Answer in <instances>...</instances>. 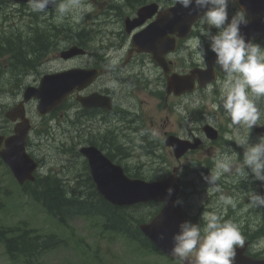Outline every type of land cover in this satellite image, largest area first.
I'll return each instance as SVG.
<instances>
[{
  "label": "clouds",
  "instance_id": "clouds-1",
  "mask_svg": "<svg viewBox=\"0 0 264 264\" xmlns=\"http://www.w3.org/2000/svg\"><path fill=\"white\" fill-rule=\"evenodd\" d=\"M33 12L44 13L49 5L55 6L57 19H61L73 9L82 8V0H27ZM182 8L200 13L198 18L202 26H207L200 35L191 41V48L196 51L203 63L207 51L214 53V64L224 73L219 84L218 103L215 109L222 108L230 123L229 128L236 129L234 143L243 149L242 161L237 156L229 155L233 151L231 145L226 146L225 153H218L214 169L201 177L213 190L218 191L217 181L226 173H235L242 180L260 181L264 183V137L250 142L253 128L264 126V46L252 38H246L242 27L251 21L247 10L239 4V0H175ZM230 15L229 7L237 6ZM216 29L213 33L212 29ZM201 37L204 39L202 40ZM207 41V49L204 41ZM211 94L210 85L207 89ZM187 103V101H185ZM197 100L193 107H197ZM181 115H187L182 106L176 109ZM214 126V121L209 119ZM242 130H246L241 134ZM232 140L233 137H228ZM171 196L173 189H166ZM225 206L236 207L231 197H221ZM179 198L173 206H180ZM248 208H264V195L250 191ZM202 223L185 220L178 225V231L172 234L170 255L179 264H235L237 248L245 243L240 226L216 212H208L200 217ZM160 239H164L161 233Z\"/></svg>",
  "mask_w": 264,
  "mask_h": 264
},
{
  "label": "rangeland",
  "instance_id": "rangeland-1",
  "mask_svg": "<svg viewBox=\"0 0 264 264\" xmlns=\"http://www.w3.org/2000/svg\"><path fill=\"white\" fill-rule=\"evenodd\" d=\"M86 1V0H82ZM91 2H99L103 3L104 1L107 0H89ZM135 1V0H133ZM131 1V2H133ZM12 3L10 0L8 1H3L0 4V26L1 27H9L8 24L16 25L17 21V15L18 13L15 11H12L10 8H12ZM129 2L125 0H115V6L112 9L111 14L116 11V8L119 6L121 9H125L131 5H125L128 4ZM11 5V6H10ZM232 7H229V14L231 15L232 12L230 10ZM2 12V14H1ZM87 12H84L83 7L81 9H73L70 12L66 13L61 19H57L58 17V12H55L54 15H51L52 18L51 20L53 21L52 26H54V22L56 24H59L60 29L67 30V29H72L71 31V36L75 38H79L83 41H88L90 39V32H86L85 30H89V27L92 26V19L90 18V14H86ZM3 17L6 19H2ZM40 16L38 17V19ZM37 25V23H35ZM42 24H44L42 22ZM83 24H86L87 28L84 30ZM115 22H109V27H113ZM34 24H31L33 26ZM39 26V25H38ZM78 30H82L84 34H82L80 37L76 35ZM91 30L94 32L97 29L96 28H91ZM19 33V32H17ZM68 36V33H65V35L61 32L60 35L58 36V42L57 45H54L55 49L51 50L46 56L44 54V47L35 50L36 55L38 56H43L42 60L40 63L37 65L36 68L30 69V68H23L19 67L16 69L15 67L19 64V62H15L10 64L8 67H6V76H3L2 78L0 77V83L2 80L5 78V82L2 83L3 86V91L0 92V126L4 129H7L10 127L9 124L3 121V118H1V113H2V108L9 106L10 103H13L14 101L17 100V90H15V86L17 85H26L29 83H33V81H36L42 73L46 70H51V69H60L64 68L67 66L71 65H76V63L82 62V61H76V60H69L67 62L61 61L56 57V54L61 49L66 48L67 46L70 45L71 41L68 40L66 37ZM9 44L16 45V43L12 42ZM91 45V44H90ZM17 48H22L26 50H32L33 46L30 43L18 45ZM2 60V59H1ZM0 60V62H1ZM27 66V65H26ZM28 67V66H27ZM12 70V72H11ZM16 78V79H13ZM205 96L208 98H215L217 97V88H213V91L211 94L206 93V94H201V96L198 97H186L182 100H178L180 104H189L191 103V110L192 116H197L200 115L201 112H205L204 115V120L209 121L211 119L214 121V126L217 125V127H221L222 131L224 132L222 137L220 138V141L215 144L213 149H206L196 155H194L191 160L193 159H199L205 161L206 158H210L208 161V165H198L196 168L197 169H203V173L207 175L209 172H211L214 169L215 166V161L217 158V154L219 151H224V149L228 146L230 143H232V140L228 139V137H233V139L236 136V129L234 128H229L228 126L224 125L225 122V116H224V111L222 108L220 109H215L213 107L214 104H210L207 106L208 102L205 100ZM192 100V101H191ZM199 101V104L197 107H193V104L196 101ZM187 101V103H185ZM264 102V101H263ZM261 102V109L264 111V103ZM31 111L32 115L34 117V121H39L38 117L35 115L33 109H34V104H31ZM185 111V110H184ZM207 112H209L207 114ZM52 118L47 119L44 121V125L47 126L50 129V132L53 134L55 139H45L44 137V143H51L50 145H46L45 149L48 154H53L56 155V152L58 151L57 149V144H59L60 141L65 140L66 138L64 136H57V128L58 124L54 122V120L50 121ZM262 121H264V117H262ZM203 121L199 120L195 124H193L191 127H200L202 125ZM212 124V123H211ZM216 124V125H215ZM229 128L230 132H226V130ZM102 130L106 136L105 132V126H102ZM188 129L184 126V133H186ZM246 132V130H242L241 134ZM118 135V142H121L125 147L127 148H132L136 145L138 139H124L120 136V133H117ZM124 135V134H123ZM258 137H264L262 134L255 133L254 130L252 129L250 133V142H256ZM99 139V138H98ZM100 144H102L104 147L109 148L110 144L112 143L111 139H99ZM234 147H232L233 149ZM141 152V150L138 148L136 150V153ZM242 148H238L235 151H232L229 153V155L232 156H237L238 154V160L242 161ZM160 154L164 156L166 159L170 160L169 155L165 150L160 151ZM55 157V156H54ZM60 159L57 161L58 164H61V162L64 161V164L69 162L68 159L63 155L60 154L58 156ZM150 158L146 156H140L139 158L131 159L130 163H141V162H150ZM62 165V166H63ZM53 165H50L52 167ZM84 169L82 168L80 162L78 164V173H76L80 179V181L85 180V172L83 171ZM66 174L69 176H73V170L72 171H67L65 170ZM227 176V173L222 175L221 178L216 182L217 185L220 187V192L217 193L215 190H213V186H210L206 181L202 179V177H199L198 175H194V170L191 171V173L188 176V180L192 181L193 187L192 189L196 190V193L192 195L190 198L191 200L189 201L191 206H194V208L197 210L198 207L201 206H208L212 207L213 209L219 210L221 212L220 215L226 219L228 214L231 215V221L237 223L240 226V229L242 231L246 230H251L252 227L255 224H262L264 223V212H261L259 208H248V196L245 194H250V191H255L254 190V185L251 184L248 180H242L240 179L234 172L233 173H228L229 176H231V179H223L224 176ZM12 183L11 177L7 170L5 169L4 166L0 164V186L3 187L5 184H10ZM232 184V185H231ZM231 185V187L229 186ZM5 187V186H4ZM3 187V188H4ZM236 187V188H232ZM262 189L264 190V185L262 186ZM238 190L240 192V195L235 197L233 195V192ZM262 195H264L263 191H261ZM221 197H231L236 204L241 203L243 207L241 209H232L230 206H225L222 203ZM5 207L2 209V214H0V226L3 224H6V226H9V224H13L15 220V216L11 213V208L7 207L5 210ZM18 201L16 204V207L14 209L15 214L18 213ZM232 209V211H231ZM229 212H227V211ZM6 213H10L9 220L8 218L3 215ZM232 213V214H231ZM261 213V214H260ZM239 216V219L238 217ZM71 226L73 227V232L70 234L73 235L74 237L70 238L68 237V241L66 240V248L61 249L57 252L54 253H49L46 252L42 255V258L40 260L41 264H172L168 263L169 261L163 257L162 255H158V257L155 256H147V257H135L133 256V246L132 248H129L126 246L122 239L118 236L111 238L110 236H105V238H101L97 240V237L93 234L92 230L88 226L87 221L83 219H77L75 218L74 220L71 221ZM44 229H55L52 227L51 223H45L44 222ZM82 238L84 240V244H88L89 249L86 252H81L77 249V246L73 242V238ZM263 245H264V236L261 237V240L255 245L254 252L255 251H260L263 250ZM98 256L100 260L92 261V256ZM0 264H11L6 257L4 253L3 247L0 245ZM17 264H23V263H17Z\"/></svg>",
  "mask_w": 264,
  "mask_h": 264
},
{
  "label": "water",
  "instance_id": "water-1",
  "mask_svg": "<svg viewBox=\"0 0 264 264\" xmlns=\"http://www.w3.org/2000/svg\"><path fill=\"white\" fill-rule=\"evenodd\" d=\"M199 14V13H198ZM196 17V13L193 14ZM71 55V54H70ZM69 55V56H70ZM91 73L73 70L63 72L60 75L44 78V94H38L41 98V104L39 110L45 112L51 107H54L58 101L64 97L71 88L79 83L85 82L89 79ZM14 117V116H13ZM264 130L263 128H261ZM22 143L18 145L16 142L12 144L9 149H6L2 155L6 161L11 165L17 178H25L29 175L30 167L33 166V162L30 158L22 152ZM159 186H155L152 191H158ZM164 195L167 197L166 187L163 184L162 188ZM182 215L172 206V204L166 205L160 216L150 225L147 229V234L154 239L158 245L166 252L170 253V247L172 245L171 236L178 231V225L182 221ZM164 234V239H160V234ZM247 259H243V263H246ZM251 264H264L263 261H250ZM185 264H188L186 261Z\"/></svg>",
  "mask_w": 264,
  "mask_h": 264
},
{
  "label": "trees",
  "instance_id": "trees-1",
  "mask_svg": "<svg viewBox=\"0 0 264 264\" xmlns=\"http://www.w3.org/2000/svg\"><path fill=\"white\" fill-rule=\"evenodd\" d=\"M69 33H71V30H67ZM60 32H62V29H60V26L54 28V31L49 35V34H45L48 35L44 38V36L41 38V40H37L33 37L32 40H22L23 44L26 43H30L32 44L33 48L32 50H26L24 49L22 56L18 55L16 58V62H19V65H23V60L24 59H29L32 55L36 56V52L35 50H38L40 48H42L44 46V43H47L46 45H48V43L50 42V40H52V37L58 35ZM16 33L13 32V34H10L9 36H3L0 40V54H2L4 52V47H2V44H7L9 42L12 41V38L15 36ZM6 46V45H5ZM6 51H7V47H6ZM22 60V61H21ZM0 77H3V74L0 72ZM46 200L47 203L51 206H56V207H60V209H64V208H71V207H78L79 203H77V201H75V199L72 200H68L64 197V194L60 193V191L57 188H49V190L47 191V196H46ZM136 238H142V235L139 233L138 235H135Z\"/></svg>",
  "mask_w": 264,
  "mask_h": 264
},
{
  "label": "bare ground",
  "instance_id": "bare-ground-1",
  "mask_svg": "<svg viewBox=\"0 0 264 264\" xmlns=\"http://www.w3.org/2000/svg\"><path fill=\"white\" fill-rule=\"evenodd\" d=\"M115 1V0H114ZM123 1V0H122ZM131 1H133V0H129V1H127V2H131ZM60 2V0H57V3H59ZM136 3V1L133 3V4H135ZM40 16V18L38 19V17ZM44 19V16L42 15V14H38L37 15V20L38 21H42ZM67 30H71L72 31V29H67ZM62 31H64L63 29H62ZM13 32L14 33H16V34H18L17 33V31H16V29L15 28H13V27H11V26H9V27H1L0 26V40H1V38L3 37V36H9L10 34H13ZM82 34H84V32L82 31V30H78V32L76 33V35H78L79 37L82 35ZM23 40V39H22ZM263 191V193H264V190H262ZM261 193V192H260ZM247 232V234L251 237V238H255V237H263L264 236V230H258V229H256V230H254V231H246Z\"/></svg>",
  "mask_w": 264,
  "mask_h": 264
},
{
  "label": "flooded vegetation",
  "instance_id": "flooded-vegetation-1",
  "mask_svg": "<svg viewBox=\"0 0 264 264\" xmlns=\"http://www.w3.org/2000/svg\"><path fill=\"white\" fill-rule=\"evenodd\" d=\"M125 1H129V0H125ZM135 1H137V0H135ZM135 1H133V2H129L128 4H125L126 6L127 5H133V3L135 2ZM251 184H253L254 186H255V190H256V192L257 193H260L263 189H262V186L264 185V183H262V182H260V181H256V180H252L251 179V177H249V180H248ZM232 188H236V187H232ZM236 189H238V188H236ZM233 195L235 196V197H237L238 195H240V192L238 191V190H236V191H234L233 192ZM245 195H247V196H249L248 194H245ZM243 207V205L241 204V203H239V204H236V207L235 208H233V207H231L230 206V208H232V209H241ZM260 211L261 212H264V208H260ZM261 214V213H260ZM239 219V218H238ZM256 229H258V230H264V223H262L261 225L260 224H255L253 227H252V229L251 230H247V231H254V230H256Z\"/></svg>",
  "mask_w": 264,
  "mask_h": 264
}]
</instances>
